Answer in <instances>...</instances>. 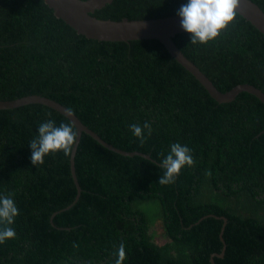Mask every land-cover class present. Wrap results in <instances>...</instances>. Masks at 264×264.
Listing matches in <instances>:
<instances>
[{
    "label": "trees",
    "instance_id": "1",
    "mask_svg": "<svg viewBox=\"0 0 264 264\" xmlns=\"http://www.w3.org/2000/svg\"><path fill=\"white\" fill-rule=\"evenodd\" d=\"M252 1L264 12V0ZM186 3L112 0L92 15L161 18ZM190 39L185 31L172 38L219 90L249 83L264 92V35L242 15L207 44ZM31 94L60 102L108 143L154 161L82 132L76 199L70 153L34 166L28 145L46 120L71 121L38 103L0 109V194L13 193L19 213L16 237L0 244V264H115L120 243L123 264H212L223 247L215 264H264V104L254 95L218 103L156 39H90L44 0H0V99ZM145 121L152 133L141 144L129 126ZM177 142L195 164L160 185L159 164ZM151 200L159 205L153 218L139 207ZM155 220L165 243L149 232Z\"/></svg>",
    "mask_w": 264,
    "mask_h": 264
},
{
    "label": "water",
    "instance_id": "2",
    "mask_svg": "<svg viewBox=\"0 0 264 264\" xmlns=\"http://www.w3.org/2000/svg\"><path fill=\"white\" fill-rule=\"evenodd\" d=\"M111 1L112 0H44L48 7L52 9L54 15L57 18L63 20L67 25L74 29L76 33L81 34L86 38L100 41H130L138 39H156L160 41L165 46L170 55L191 75H193L195 79L199 81V83L205 88L208 94L218 103L232 101L240 92H247L254 95L264 104V92L260 88L249 83L237 84L230 90L224 92L219 90L200 70V68L179 50L172 40V38L177 33L184 32V30L180 27L181 18L178 15L132 20L101 19L92 15L96 9H100ZM238 13L247 19L258 31L264 35V12L256 3H254L252 0H241ZM31 103L43 104L53 108L67 117L76 128L78 135L76 142L74 143L70 152V173L77 189L76 199L81 192V188L75 174L74 158L82 132L88 134L101 145L116 153L128 156L140 155L146 159L153 160L148 154L138 151H125L108 143L95 131L83 124L73 112L71 116H69L65 111L69 108L56 100L42 95L31 94L12 100L0 99V109L15 108ZM70 206L71 205L66 208H69ZM221 218L224 221L221 229L222 232L224 224L226 223V218ZM220 238L223 241L222 236H220ZM223 254L224 247L220 253L212 254L210 259L211 263L215 264L213 259L214 256L222 257Z\"/></svg>",
    "mask_w": 264,
    "mask_h": 264
},
{
    "label": "clouds",
    "instance_id": "3",
    "mask_svg": "<svg viewBox=\"0 0 264 264\" xmlns=\"http://www.w3.org/2000/svg\"><path fill=\"white\" fill-rule=\"evenodd\" d=\"M240 4L241 0H187V3L181 5L177 12L181 18L180 27L190 34L192 45L207 44L219 37L235 21ZM65 111L71 116L72 109ZM129 128L141 144L147 138L145 132L148 136L152 133L151 124L147 121L142 126L131 124ZM77 135L74 125L70 122H61L57 126L54 120L48 119L41 123L38 134L28 144L31 149L32 164L34 166L43 164L45 156L58 151H62L67 156L76 142ZM161 155L164 154L161 153ZM194 164L192 150L187 145L178 142L171 144L169 153L159 164V167L164 169V173L159 176L158 184L174 183L182 168L192 167ZM13 196V193L0 194V244L16 237V232L11 225L19 213ZM114 255L117 257L115 264H123L126 259L123 243L119 244Z\"/></svg>",
    "mask_w": 264,
    "mask_h": 264
},
{
    "label": "rangeland",
    "instance_id": "4",
    "mask_svg": "<svg viewBox=\"0 0 264 264\" xmlns=\"http://www.w3.org/2000/svg\"><path fill=\"white\" fill-rule=\"evenodd\" d=\"M139 207L143 209L150 218H153L159 210V205L156 200L143 202L139 205ZM149 232L155 236V239L159 243H165L167 241V237L164 234L162 222L160 220H155L151 224Z\"/></svg>",
    "mask_w": 264,
    "mask_h": 264
}]
</instances>
